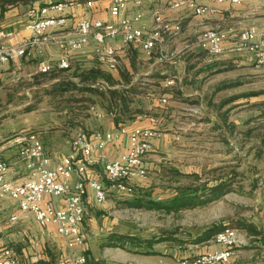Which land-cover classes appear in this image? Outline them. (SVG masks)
Here are the masks:
<instances>
[{
    "label": "crops",
    "instance_id": "obj_1",
    "mask_svg": "<svg viewBox=\"0 0 264 264\" xmlns=\"http://www.w3.org/2000/svg\"><path fill=\"white\" fill-rule=\"evenodd\" d=\"M67 1H71V4L64 11L66 16L64 28L53 31L47 36L46 42L29 54L0 63V91L12 89L18 82L21 84L23 82L22 85L26 84L37 91L45 87L52 88L65 78L75 80L72 75H62L61 72L64 71L56 66L48 73L38 72V64L44 58L55 64L61 54L55 38L75 34V24L79 18L102 20L112 18L109 7L113 0ZM139 1L137 3V0H126V7L123 10V15L127 17L140 13V18L134 22L135 26L151 30L155 23L154 12H159L171 23L181 25L179 33L164 41L165 51L176 53L173 61L161 60L157 48L153 50L151 56H147L138 45H122L120 38H115L110 40V43L122 48L119 50L117 69L109 71L97 62L95 54L97 43L90 40L83 49L69 54L70 68L67 70L80 72L99 67L111 72L108 74L117 81L115 87L133 84L137 88L138 85H145L144 93L140 92L139 95L150 97V102L153 103H148L146 109H142L141 112L129 113L118 120L117 114L108 111L104 106L105 110L97 109L104 115L97 116L93 112L95 117L90 122L79 114H74L73 120L78 121L80 125L86 127L85 129L89 124V129L84 131L92 132L95 129H116L119 125L146 126L150 123L149 117L156 118L157 122L154 125L160 131V135L152 140V148L144 157L147 176L139 180L135 186V191L141 192L136 197L141 200L164 201L174 197L179 185L175 181L177 174L195 172L194 166L185 165L184 168L182 159L194 160L201 151L205 161L203 170L207 174H221L226 170L219 178L210 180L205 178L208 186L218 185L219 192L202 205L211 207L221 205L220 208L217 207L219 212L215 215L216 219L223 216L234 218L233 222L241 241L234 247V255L228 264H264V178L256 179L251 166L243 171L241 153L226 146L232 134L239 132L241 135V131H244L243 139H250L252 133L257 130V128L245 130L248 124L252 123L251 115L245 118L237 114L234 116L230 114L229 109L233 106L237 110L247 106L257 107L258 91L241 90L264 83V65H255V51L238 49L230 42L225 43L223 52L212 63H206L204 52L198 44V36L203 27L231 26L236 32L250 25L264 28V0H241L239 3H232L231 0H193L197 4L216 7V13L204 15H196L184 6L174 8L171 6L174 0ZM27 13L28 10L18 4L10 7L0 17V29L11 32L3 38L6 46H17L32 36L31 30L26 27ZM49 14L56 15V12L50 10ZM140 63H145V71L139 72L137 65ZM122 73L129 79V83L124 81ZM170 78H173V83L167 84ZM104 84L113 87L107 82ZM234 88H239L240 91L226 98L225 91ZM137 96L134 97L135 100ZM163 97L166 102L159 100ZM255 102L256 104H253ZM260 104L264 105L262 102ZM257 113L260 112L257 110ZM54 127L56 129H53ZM77 127L71 126L69 121L66 122L62 118L57 119L51 113H46L45 119L41 120L37 134L46 151L53 157L52 165L59 155L71 151L70 141L77 131L81 130L79 126ZM20 131L23 130H12L8 133L0 131V160L10 162L16 160L18 147L10 138ZM64 131H68L70 135L63 136ZM262 132L264 133V130ZM263 133L258 132L256 135L263 136ZM198 137H204L208 145L202 147L196 145ZM212 140L218 141L220 145H210ZM123 148L122 139L108 146L106 150L108 157L115 158ZM250 154L251 151L247 152L246 156ZM95 171L94 174H99L103 178L100 165L95 166ZM24 173V167L19 164L14 166L11 177L19 179ZM88 174L93 172L88 170ZM116 197L112 194L110 199L98 203L94 199L93 191L87 190L84 221L81 225L84 244L70 249L61 236L51 233L52 226L40 227L30 213L22 214L18 220L11 221L10 216L18 212V207L12 198L5 196L0 199L1 241L11 247L19 264H60L61 260L69 258L70 255L81 253L86 256V264H96V261L98 264H181L180 259H187L186 264H190L198 254L221 249V245L215 243L213 238L183 244H175L173 240H161L153 244L154 253L149 254L144 253V247L128 246L125 249L109 245L108 235L131 234L124 232L122 225H118L110 217L113 213L111 208L116 206L113 204ZM243 199L256 201L255 207L247 216L241 212ZM226 204L227 212L230 214L225 213ZM224 206L225 209L221 208ZM154 210L163 213L162 210ZM172 213L174 212L167 214Z\"/></svg>",
    "mask_w": 264,
    "mask_h": 264
},
{
    "label": "built area",
    "instance_id": "obj_2",
    "mask_svg": "<svg viewBox=\"0 0 264 264\" xmlns=\"http://www.w3.org/2000/svg\"><path fill=\"white\" fill-rule=\"evenodd\" d=\"M241 0H231L239 3ZM140 1L137 0V3ZM71 1L59 0L49 2L41 7L28 9L27 28L32 32L30 38L17 46H6L3 38L10 35L8 30L0 29V63L12 58L25 56L47 41V36L66 25L65 9ZM174 8L187 7L196 15L214 14L216 7L201 5L193 0H174ZM126 0H113L109 9L112 18L108 20L89 19L81 17L76 21L75 34L55 38L61 54L55 64L48 59H42L38 64V72L47 73L54 66L61 70L70 68L69 54L83 49L90 40L97 43L95 54L97 62L105 69L112 71L119 64L120 46L110 43V40L120 38L121 44H136L147 56H151L155 48L159 58L173 61L175 52L164 49V41L181 31L179 23L165 20L159 12H154V26L151 30L134 25L140 18L137 12L133 17L123 15ZM53 10L56 15H50ZM232 43L238 49L256 52L255 65H264V28L255 25L247 26L236 32L233 27L209 28L203 27L198 36V44L204 52L206 63H212L224 50L225 43ZM76 79V78H75ZM173 78L167 81L172 84ZM97 84L93 85L96 86ZM107 87V84H103ZM161 102L166 99L159 98ZM91 110L102 116L101 112L91 106ZM149 125L128 126L119 125L116 129H95L92 132L79 130L70 141L71 151L59 155L54 165L53 157L46 151L37 132L23 130L14 133L11 140L17 145L16 160L13 162L0 160V199L8 196L18 207V212L10 216L11 221L18 220L22 214L33 215L40 227H53L51 233L63 238L65 245L72 249L84 244L81 225L85 215V196L87 190L93 191L94 199L102 203L117 197L131 196L135 193L136 183L145 179L147 168L144 164L145 155L152 148V140L160 135L155 127V117H149ZM123 140L124 148L115 158L108 157V146ZM21 164L25 169L22 178L14 179L11 175L14 166ZM102 168L103 178L94 174L95 166ZM88 170L93 174H88ZM238 231L234 227L225 226L214 236V242L221 249L207 251L195 256L190 264H228L234 255V247L240 243ZM187 259H180L186 264ZM0 264H19L17 256L11 247L5 245L0 237ZM60 264H86L84 254L70 255L60 261Z\"/></svg>",
    "mask_w": 264,
    "mask_h": 264
},
{
    "label": "rangeland",
    "instance_id": "obj_3",
    "mask_svg": "<svg viewBox=\"0 0 264 264\" xmlns=\"http://www.w3.org/2000/svg\"><path fill=\"white\" fill-rule=\"evenodd\" d=\"M16 4H20L28 10L31 7H41L42 5L48 4V2H57L59 0H14ZM137 68L140 71H145V63H140L137 65ZM105 73H111L103 70ZM71 70H67L61 72L62 75H75ZM106 73V74H107ZM59 75V73H58ZM48 77V76H47ZM74 81H78L77 77ZM264 80V79H263ZM21 81V79L19 80ZM146 82V81H145ZM148 84V82H146ZM23 84V82H22ZM21 83H16V86L10 90H1L0 91V131L2 133H8L10 131H19V130H33L37 132L39 129L37 128L40 125L41 120L45 119V114L51 113L57 119H63L66 122L69 121V124L75 128L79 126L81 130H88L89 124L86 127L79 124L78 121H74V114H79V116L89 119V122L93 120L95 116H93V111L91 110V106H94L95 110H105L103 108L104 100L97 93L90 92L89 90L82 89L84 84L77 89L73 88L74 86L68 88L62 94L59 92L53 91L50 87H45L44 89H39L35 91L33 88H29L28 85ZM140 86V87H138ZM137 89L140 92L145 91V85H138ZM103 87V86H101ZM257 92L256 102L258 103L256 106H247L242 107L241 109H236L234 106L229 109L231 115L237 114L242 118L251 115L252 123H249L248 127L245 130H257L252 133V137L250 139H243L244 131H241V135L239 132L236 134H230L231 137L228 138L226 142V146H230L231 149L236 150V152L241 153V162H242V170L248 169L250 166L252 167V173L255 175L256 179L264 178V141L263 136H258L263 133L264 130V105H261L260 102L264 104V83L258 84L256 87L252 88H244L241 92ZM239 88L228 89L225 91V97L228 98L233 96L235 93L239 92ZM62 95V96H61ZM10 96V97H9ZM45 98V100H44ZM150 98V97H149ZM145 97L143 94L138 95L136 100L134 99L135 106H141L142 109H146L148 103L151 99ZM10 99V100H9ZM138 100V102H136ZM253 103V104H256ZM235 108V109H234ZM257 110L260 113H257ZM152 112V110H151ZM154 112V111H153ZM256 114V115H254ZM241 118V119H242ZM83 121V119H82ZM255 126V127H254ZM99 126H96L98 128ZM53 129H56L54 127ZM63 136L70 133L68 131L62 132ZM264 134V133H263ZM249 137V136H248ZM204 137H198L196 145L204 146L208 145L207 140L203 139ZM246 140V142H244ZM215 140H212L214 142ZM210 145H220L218 141L212 143ZM251 154L247 157L246 153L250 152ZM228 158V157H226ZM204 157L199 152V155L195 157L194 160L185 161L182 159V164L185 168V165L194 166L195 172L188 171L186 173L177 174L175 181L179 184L177 187H195L203 183H207L205 178L213 179L219 178L225 172H221V174H207L203 167L205 165ZM192 163V164H191ZM183 168V169H184ZM189 168V167H188ZM249 171V170H248ZM209 176V177H208ZM141 192L138 190L131 196L125 197H116L118 199H114L113 204H115V208L112 207V215L110 217L115 220L118 225H122L124 232L136 234L141 238H154L155 236H161L165 234V236H170L172 232H176L174 235L178 239L188 240L192 233H195L200 228L206 225H212L214 222L220 223H228L232 219L230 216H223L216 219V214L219 212L221 205L216 207L211 206H203L197 205L195 209L193 207L183 209L178 212H174L170 215L166 213H160L154 210L153 208L147 207L145 204L135 205L132 203L136 197ZM256 201H248L242 200V209L241 212L244 213V216L250 213L251 209L255 206ZM119 204V205H118ZM226 206V214H230L228 211V204ZM221 207V208H224ZM246 206V207H244ZM244 207V208H243ZM115 211H114V210ZM222 214V213H221ZM175 244H182L181 242L173 241ZM187 242V241H183ZM128 247V245H126ZM126 249V248H125ZM94 264V263H93ZM101 264V263H100Z\"/></svg>",
    "mask_w": 264,
    "mask_h": 264
},
{
    "label": "trees",
    "instance_id": "obj_4",
    "mask_svg": "<svg viewBox=\"0 0 264 264\" xmlns=\"http://www.w3.org/2000/svg\"><path fill=\"white\" fill-rule=\"evenodd\" d=\"M18 5L14 0H0V17L12 6ZM63 71H67L66 69ZM50 72V71H49ZM48 73V72H47ZM124 76V81L129 83V79ZM73 77H77L79 80L74 81L71 78H65L59 84L52 87L53 91L59 92V94L65 92L68 88L74 86L73 88H79L81 84H84L82 89L89 90L90 92L97 93L104 100V107L113 113L117 114L116 120L129 114L141 112V106H135L134 97L140 94V91L136 88V85L115 87L117 81L113 79L108 73L106 74L101 68L93 67L87 70H82L80 72H75ZM104 82H107L109 86L113 87H101ZM97 84L96 86H93ZM126 85V84H125ZM70 86V87H69ZM77 86V87H76ZM62 96V95H61ZM138 102V100L136 101ZM123 119V118H122ZM264 141V136H263ZM218 185L208 186L206 183L200 184L195 187H177V193L174 197L169 198L164 201L159 200H141L135 199L132 203L136 206L142 203L147 205V207L162 210L164 213L178 212L180 210L195 207L197 205H202L208 200H211L214 196L218 194ZM225 226H230L235 228L233 220L228 223H216L212 225H207L200 228L195 233H192L190 239L182 240L176 238V232H172L170 236H155L154 238H141L136 234H110L108 235L109 245H117L125 248L126 245L129 247L143 248L144 253H154L152 250L153 244L161 240H173L176 242L183 243H197L201 241H206L213 238L215 234ZM194 237L192 238V236ZM187 241V242H183ZM98 264V261L95 262Z\"/></svg>",
    "mask_w": 264,
    "mask_h": 264
}]
</instances>
